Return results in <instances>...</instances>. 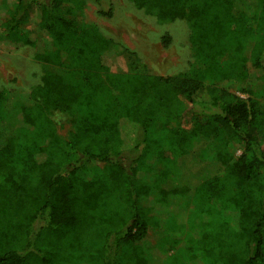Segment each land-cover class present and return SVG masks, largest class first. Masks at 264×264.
Instances as JSON below:
<instances>
[{
	"label": "trees",
	"instance_id": "obj_1",
	"mask_svg": "<svg viewBox=\"0 0 264 264\" xmlns=\"http://www.w3.org/2000/svg\"><path fill=\"white\" fill-rule=\"evenodd\" d=\"M87 1L0 2V36L42 67L30 91L0 90V264H264V0H131L189 27L194 61L168 75L81 21ZM242 79L247 100L225 85Z\"/></svg>",
	"mask_w": 264,
	"mask_h": 264
},
{
	"label": "rangeland",
	"instance_id": "obj_2",
	"mask_svg": "<svg viewBox=\"0 0 264 264\" xmlns=\"http://www.w3.org/2000/svg\"><path fill=\"white\" fill-rule=\"evenodd\" d=\"M2 0H0L1 2ZM115 5L114 16L101 15L97 12L101 6L95 0H88L83 10L77 11L78 18L84 23L96 22L109 36L124 42L130 48L139 52L143 60L150 69L161 75L174 74L180 71H186L189 68L188 63H193V47L189 41V27L183 22L160 23L154 17L145 14L137 8L131 0H112ZM2 17H0V29ZM31 32L33 39H38L36 31V14L33 12L29 17L27 29ZM169 33L172 36V42L165 46L161 42V34ZM38 41V47H41ZM37 46L18 45L5 36H0V90H12L16 87H24L28 91L38 81L41 74V62L34 58ZM225 57L221 58L224 62ZM106 63L114 70L126 68V58L117 53L106 57ZM202 60L198 59L192 65L204 67ZM241 82L226 81L225 85L232 87L233 91L243 99H249V93L242 89L252 82L250 79H242ZM235 83V86H234ZM26 90V91H27ZM60 120L59 131L62 135L67 134L68 122L64 121V115L58 116ZM67 118V117H66ZM170 127H188L191 122L188 118L185 120L174 119L170 122ZM236 156L243 152V147L236 144L233 149ZM149 232V242L166 251L163 259L164 263L171 261V256L167 253L164 246V237L168 232L165 223ZM187 231V230H186Z\"/></svg>",
	"mask_w": 264,
	"mask_h": 264
}]
</instances>
